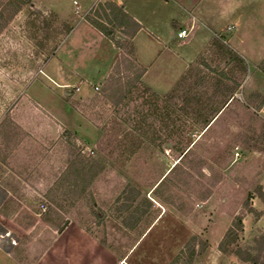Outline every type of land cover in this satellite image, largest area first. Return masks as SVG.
<instances>
[{"label":"rangeland","instance_id":"374dc122","mask_svg":"<svg viewBox=\"0 0 264 264\" xmlns=\"http://www.w3.org/2000/svg\"><path fill=\"white\" fill-rule=\"evenodd\" d=\"M77 1L82 8L90 2ZM72 7L73 0H0V199L5 193L0 204L6 188L24 181L41 199L23 195L27 206L38 207L44 218L57 211L63 221L95 229L108 221L104 209H145L151 199L156 207L167 205L183 214L177 230L183 258L193 251L194 263L251 264L231 251L255 247L264 235V214L248 212L261 199L264 177V118L257 113L264 86L252 87L247 75L255 74L254 55L262 47L246 42L250 66L245 73V60L218 39L161 101L141 86L128 88L135 84V70L124 72V67L120 76L126 88L105 94L107 78L94 82L111 64L114 50L86 24L91 11L77 13ZM255 33L264 46V30ZM116 38L126 39L121 31ZM259 66L264 74V60ZM233 91L235 100L228 106ZM33 100L71 125L73 108L100 136L89 128L86 135L83 131L89 141L80 139ZM224 104L223 113L203 129ZM83 147L94 154H82ZM76 157L98 164L92 183L87 174L76 176L74 185L67 169ZM47 195H56L60 208ZM237 216L244 230H235L237 235L228 239L234 243L226 244L230 252H223L221 242ZM53 221L58 223L57 216ZM0 227L5 230L0 247L19 241L16 233L9 237ZM0 264L9 263L0 256Z\"/></svg>","mask_w":264,"mask_h":264},{"label":"crops","instance_id":"0c3cea01","mask_svg":"<svg viewBox=\"0 0 264 264\" xmlns=\"http://www.w3.org/2000/svg\"><path fill=\"white\" fill-rule=\"evenodd\" d=\"M75 1L78 3L73 0V10ZM110 1L118 4L141 25L133 39L136 59L146 69L142 82L159 96L167 94L189 67L204 56L207 47L218 43V39L229 43L234 52L245 60L248 73L249 49L246 42H258L255 47L262 49L256 51L255 55L250 50V54L254 55L255 74L252 77L247 75L250 82H254L252 87L264 86V74L259 70L264 60V46H260V38L255 36V32L260 34L264 30V0ZM90 2L83 8L78 3L85 14L95 8V1ZM86 24L108 41L114 50L111 64L99 71L100 78L94 82L97 84L112 73L120 50L93 25L87 21ZM190 28H193L191 37L180 43L177 33ZM234 100L235 94L227 105ZM34 102L47 116L70 128L80 139L89 141L85 136L90 132L89 128L94 131L95 137L100 136L99 129L73 108L70 107L71 120L74 121L71 125L60 122L45 111L40 101ZM257 113L264 118V102ZM261 187L264 194V177ZM6 192L7 197L0 204V223L9 237L16 233L19 239L12 247H0V256H4L9 264H189L192 258L180 255L183 246L177 230L182 227L180 217L183 214L177 208L167 205L156 207L149 199L145 209L119 205L104 209L108 221L96 224L95 229L69 219L63 221L65 223L60 227L47 223L38 207L27 206L29 198L23 195H32L35 202L41 199L26 182H18L11 189L6 188ZM255 206L262 217L264 201L260 199ZM111 216L118 220L111 219ZM155 230L157 233H154ZM191 254L193 258L196 257L193 251Z\"/></svg>","mask_w":264,"mask_h":264},{"label":"trees","instance_id":"16d2710c","mask_svg":"<svg viewBox=\"0 0 264 264\" xmlns=\"http://www.w3.org/2000/svg\"><path fill=\"white\" fill-rule=\"evenodd\" d=\"M27 4L31 3V0H25ZM92 14V15H91ZM92 16V17H91ZM87 21L93 25L97 30H99L105 37L110 39L116 48L121 50V55L119 59L116 61L112 73L107 78V83L109 84V88L104 87L105 94L113 90V94L116 95L118 92H123V89L126 88V83H123L124 78L120 76L122 74V68L124 67L123 71L128 72L135 70L134 74V85H128L129 87H135V86H141L143 90H145L147 93H150L152 97H155L156 99L161 101V97L154 92L150 87L146 86L142 82V77L144 76L146 69L142 66H140L136 59L133 39L135 35L139 32L141 29V25L128 13L125 12L118 4L109 1L106 3H99L97 7L93 8L91 10V13L87 15L86 17ZM121 31L122 34L126 37L124 40H118L116 38V32ZM239 61L242 62V60L237 57ZM245 66V73L248 72L247 66ZM178 86V85H177ZM130 90V89H129ZM235 92L233 91L231 93V96L227 99V103L230 98L233 97ZM163 100V99H162ZM225 108V104L221 106L216 112L211 116V118H207L203 124V129L209 128V126L215 122V117L218 116L221 111ZM186 155V154H185ZM184 157V156H183ZM98 164L93 160H82L79 157H76L75 160L71 162V165L68 167V172L71 170L73 172L75 178L76 176L80 177L82 176L83 179L88 176L87 183H92L96 177L98 176ZM78 179L76 178L74 182V185H78ZM72 182V183H73ZM86 182V181H85ZM261 190L260 198L264 201V194ZM4 195L1 194L0 201L4 198ZM47 198L50 200L52 204L56 206V208H60L59 198L56 195H47ZM58 210V209H57ZM249 213L256 214L257 211L253 208L248 209ZM54 216H57L58 223H55L53 221ZM45 221L49 224L53 225H62L63 218L57 211H51L49 215L46 216ZM61 227V226H60ZM238 232H243L244 230V223L243 218L240 216H237L235 218V221L233 222L232 226L227 231V234L223 241L221 242L220 249L223 252H230L226 248V244H233L234 240L228 241L231 236L237 235ZM0 232L4 233L5 230L0 227ZM237 232V233H236ZM235 239V238H234ZM255 247H251L248 249H241L240 247L235 248L233 251H231L232 254H234L236 257H238L241 261L245 263H251V264H264V235H261L258 239L255 240ZM192 258H190L189 264H194V258L191 255Z\"/></svg>","mask_w":264,"mask_h":264},{"label":"built area","instance_id":"2783aa9c","mask_svg":"<svg viewBox=\"0 0 264 264\" xmlns=\"http://www.w3.org/2000/svg\"><path fill=\"white\" fill-rule=\"evenodd\" d=\"M104 1H106V0H97L96 1V3H95V7L99 4V3H102V2H104ZM74 4H75V9H76V11H77V13H78V11L80 10V7H79V5H78V3L75 1L74 2ZM192 30H193V28H190V29H182V30H180L178 33H177V40L180 42V43H182V42H185V41H187L188 39H189V37L191 36V34H192ZM95 89L97 90V91H99V87L98 86H96L95 87ZM77 90H75V92H76ZM81 153L82 154H84V155H93L94 154V152L91 150V149H89L88 147H83V148H81Z\"/></svg>","mask_w":264,"mask_h":264}]
</instances>
